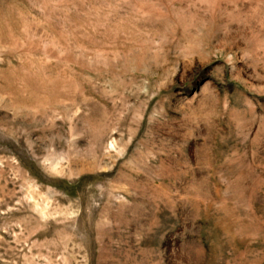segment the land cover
Instances as JSON below:
<instances>
[{
  "label": "rangeland",
  "instance_id": "obj_1",
  "mask_svg": "<svg viewBox=\"0 0 264 264\" xmlns=\"http://www.w3.org/2000/svg\"><path fill=\"white\" fill-rule=\"evenodd\" d=\"M0 264H264V0H0Z\"/></svg>",
  "mask_w": 264,
  "mask_h": 264
}]
</instances>
